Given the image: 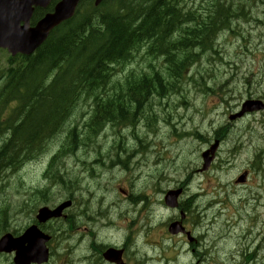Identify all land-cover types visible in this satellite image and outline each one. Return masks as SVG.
<instances>
[{"label":"rangeland","instance_id":"rangeland-1","mask_svg":"<svg viewBox=\"0 0 264 264\" xmlns=\"http://www.w3.org/2000/svg\"><path fill=\"white\" fill-rule=\"evenodd\" d=\"M224 1L231 7L230 29L217 32L212 48L203 52L197 50L198 61L187 73L182 72L179 79H169L164 57L149 58L146 49L128 65L115 67L110 93L126 94L127 90L123 88L125 78L130 74L135 78L143 74L151 76L153 70L162 72L165 84L172 83V91H159L164 99L153 98L143 109L144 113L138 115L139 129L125 130L128 136L126 146H120L119 152L115 153L111 151L113 139L106 142L101 140V136H91L80 151L71 152V130L90 110L89 103L81 99V106L75 116L66 122L64 131L43 145L48 151L43 161L32 163L30 161L35 159H31L19 173L5 174L3 179L0 177V183L3 182V186L0 185V210H6L7 216H14L17 209L23 207L28 212L29 206H38L42 201L56 206L68 200L65 194L75 193L78 189L75 204L81 199V208L88 213L78 223L82 226L81 236H91L98 228L94 232L95 242L99 239L103 243L122 244L124 237L132 236V229L145 220L143 225L148 228L145 230L149 231L148 235L135 228L143 235L134 246V251L141 253L142 258H136L140 264H157L159 260L160 264H264V113L229 120V116L238 113L246 101L264 102V0ZM180 4L196 9L208 7L205 0H181ZM7 59V54L0 52V68L6 66ZM123 100L129 101V98ZM89 119L91 117H86V120ZM223 126H229L225 141L220 146L215 163L203 172L202 152L213 143L215 132ZM100 129L102 131L104 127ZM157 129V133L147 139L152 147L145 148L143 143L129 136L137 132L144 137L154 134ZM64 133H67V139ZM136 148L142 150L138 152L140 155H135ZM59 151L62 155H75L67 160L63 156L60 161L61 169L65 160V173L69 172L73 186H55L51 193L43 189L48 183L44 172L50 156ZM117 154L119 160L112 161ZM56 159L57 155L52 161ZM121 160L129 161L128 168ZM155 160L157 165L153 164ZM244 172L249 173L248 179L245 184H238L236 181ZM65 173L57 170L51 173V179L57 182L58 177L60 180L65 177ZM128 179L132 180L131 185L127 184ZM181 185L188 186L184 202L197 217V225L193 224L192 218L188 221L192 236L198 239L195 246L185 238L170 237L166 235L165 228H159L161 222L168 223L177 213L170 212L166 207L157 211L144 209L148 205L151 208L153 202L163 204L161 192ZM135 189L146 196L144 201L131 200ZM114 202L130 205L125 211L127 215L135 208L134 216L138 218V224L132 225L130 220L120 222L117 218L126 219L127 215H120ZM161 214L162 217H159ZM88 217L95 226L82 224L89 222ZM157 217L159 223L148 220ZM25 222V215L22 214L13 225L21 228ZM210 227L213 233L208 231ZM2 228L10 230L3 218L0 219ZM91 228L92 232H89ZM104 228L106 233L102 230ZM124 229V234L116 233ZM108 232H115L117 236H109ZM79 246L82 254L77 248L67 261L63 257H55L50 264H87L88 258L94 260L86 253V238L80 240ZM177 249L178 260L172 262L170 259L175 258ZM170 251L173 252L171 257L167 254ZM8 262L1 260L0 264ZM131 264H135L134 256H131Z\"/></svg>","mask_w":264,"mask_h":264},{"label":"trees","instance_id":"trees-1","mask_svg":"<svg viewBox=\"0 0 264 264\" xmlns=\"http://www.w3.org/2000/svg\"><path fill=\"white\" fill-rule=\"evenodd\" d=\"M180 1L106 0L95 8L94 0H85L76 17L55 30L35 55L11 59L1 74L0 111L9 112V124L2 123L5 130L0 126V177L45 153L43 145L77 112L81 98L94 101L85 129L96 133L110 122H130L145 98L172 88L158 70L139 78L130 74L123 88L132 90L133 101L122 100L124 94L108 93L116 66L131 63L147 48V57H165L169 79L180 78L198 61L196 50L212 48L217 32L230 29L231 7L224 0H205L208 7L201 9ZM43 15L38 10L35 17ZM71 132L76 136V128ZM55 167L56 160L53 172Z\"/></svg>","mask_w":264,"mask_h":264},{"label":"water","instance_id":"water-1","mask_svg":"<svg viewBox=\"0 0 264 264\" xmlns=\"http://www.w3.org/2000/svg\"><path fill=\"white\" fill-rule=\"evenodd\" d=\"M81 0H61L54 11L44 17L35 27L30 26L34 7L46 9L51 0H0V48L8 49L13 56L21 53L24 55L33 54L48 38L52 30L63 22L69 20L75 15L77 6ZM104 0H96V6H99ZM23 23V25H22ZM264 105L260 102H247L243 105V110L236 117H242L246 112L260 111ZM215 145L210 151L203 155L205 165L203 170H207L214 160L217 150ZM245 176L240 181L244 182ZM180 191L171 192L166 198L167 204L175 208ZM71 204L66 203L55 211L44 209L40 213L39 219L46 221L49 218L60 217L63 210ZM172 234L183 232L179 223L170 227ZM28 243V249L24 245ZM41 235L32 229L21 239L16 241L10 237L0 242V252L17 251L16 264H41L47 261V252L42 245Z\"/></svg>","mask_w":264,"mask_h":264},{"label":"flooded vegetation","instance_id":"flooded-vegetation-1","mask_svg":"<svg viewBox=\"0 0 264 264\" xmlns=\"http://www.w3.org/2000/svg\"><path fill=\"white\" fill-rule=\"evenodd\" d=\"M204 217H205V215H204ZM204 222H205V220H204ZM213 221H211V222H209V223H212ZM201 223V222H200ZM37 223H36V219H32V221H31V223L29 224V226H32V225H36ZM41 226L39 227L40 229H41V231L44 233V234H48V235H50V236H52V233H53V231H52V225H51V223H48V224H40ZM28 226V227H29ZM200 226V225H199ZM27 227V228H28ZM26 228V229H27ZM25 228L20 232V231H18V233L19 234H17L16 236H19V235H21L25 230H26ZM84 231H87V229H85ZM208 231H210V233H213L214 232V230H213V228L212 227H210L209 229H208ZM58 234H61V233H58ZM90 248L93 250L94 249V246L93 245H91L90 246ZM123 249V251H124V253L126 252V248L124 247V248H122ZM122 264H123V262H122ZM124 264H127V262H126V259H124Z\"/></svg>","mask_w":264,"mask_h":264},{"label":"bare ground","instance_id":"bare-ground-1","mask_svg":"<svg viewBox=\"0 0 264 264\" xmlns=\"http://www.w3.org/2000/svg\"><path fill=\"white\" fill-rule=\"evenodd\" d=\"M101 93H103V92H105V91H103V90H101L100 91ZM155 97H157L156 95H151L150 97H147V99H149V100H152L153 98H155ZM151 98V99H150ZM144 101H145V99H144ZM116 123V122H115ZM115 123H113V124H115ZM115 125H118V123H116ZM106 126V125H105ZM104 125L101 127V128H103V127H105ZM74 151H76L77 152V150L76 149H72L71 150V152H74ZM59 153H62L61 151H59ZM58 177V176H57ZM55 178H56V176H55ZM58 179L60 180V177H58ZM67 201L68 202H70V203H72V204H75L76 203V198H74V197H67ZM111 204V203H110ZM95 205V204H94ZM116 206V205H115ZM84 210V209H83ZM108 210H110V209H108ZM107 210V211H108ZM129 211V210H128ZM109 213V212H108ZM129 213V212H128ZM128 215H130V214H128ZM113 226H114V224H113ZM118 226V225H117ZM104 227V226H103ZM107 227V226H106ZM119 227V226H118ZM123 228V227H122ZM85 229V228H84ZM105 229V228H104ZM120 229V228H119ZM113 230V229H112ZM121 230V229H120ZM89 231V230H88ZM135 231H137V230H135ZM90 232V231H89ZM213 235V234H212ZM86 241V240H85ZM148 241V240H147ZM154 242V241H153ZM85 246V245H84ZM81 247V246H80ZM87 256V255H86ZM82 257V256H81ZM148 258V257H147ZM90 259V258H89ZM157 259V258H156ZM80 260V259H79ZM82 260V259H81ZM144 260V259H143ZM147 260V259H146ZM87 261V260H86ZM139 261V260H138ZM151 261V260H150ZM147 263V262H146ZM153 263V262H152ZM82 264V263H81ZM142 264V263H141Z\"/></svg>","mask_w":264,"mask_h":264}]
</instances>
